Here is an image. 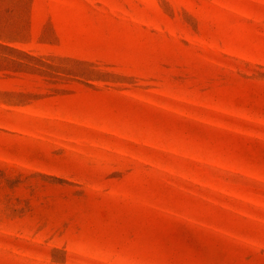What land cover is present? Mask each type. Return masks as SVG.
I'll return each instance as SVG.
<instances>
[{
    "label": "rangeland",
    "instance_id": "obj_1",
    "mask_svg": "<svg viewBox=\"0 0 264 264\" xmlns=\"http://www.w3.org/2000/svg\"><path fill=\"white\" fill-rule=\"evenodd\" d=\"M0 264H264V0H0Z\"/></svg>",
    "mask_w": 264,
    "mask_h": 264
}]
</instances>
